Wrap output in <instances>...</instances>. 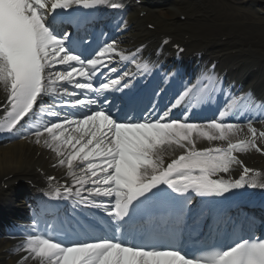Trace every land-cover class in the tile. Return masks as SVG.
I'll use <instances>...</instances> for the list:
<instances>
[{
	"label": "snow or ice",
	"instance_id": "snow-or-ice-1",
	"mask_svg": "<svg viewBox=\"0 0 264 264\" xmlns=\"http://www.w3.org/2000/svg\"><path fill=\"white\" fill-rule=\"evenodd\" d=\"M100 7L123 4L0 0V87L6 93L0 133H28L54 152L53 167L66 168L63 183L47 177L46 196L72 199L74 206L106 216L83 231L61 233V239L38 231L33 219L16 249L25 253L18 264H264V237L251 228L226 231L199 254L186 250L182 228L193 196L264 189V177L238 155L264 154L258 143L264 142V127L255 126L257 119L264 125V112L242 124L239 117L254 105L234 99L218 118H173L196 86L163 107L156 99L160 92L138 90L134 80L149 70L146 61L138 62L143 46L125 52L116 39L97 42L79 34L84 21L76 10ZM121 62L137 71L122 70ZM112 92L120 96L113 99ZM228 116L236 121L226 122ZM234 166L242 168L238 177ZM158 209L164 210L160 223L142 222Z\"/></svg>",
	"mask_w": 264,
	"mask_h": 264
},
{
	"label": "bare ground",
	"instance_id": "bare-ground-1",
	"mask_svg": "<svg viewBox=\"0 0 264 264\" xmlns=\"http://www.w3.org/2000/svg\"><path fill=\"white\" fill-rule=\"evenodd\" d=\"M132 1L135 4L126 16V21L131 24L129 34L151 35L152 31L146 30L143 26L146 21L156 25L157 30L154 35L157 39L162 35L182 41L184 40L182 37L189 33L190 39L193 40L189 47L195 51H202L203 54L207 53V56L216 57L220 71H228L233 66H237L240 68L239 75L248 76L245 89L261 90V87H264V63L260 64L258 60V57H264V18H259L251 9L252 3H259L258 1L146 0L149 2L143 5L144 0H140L139 5L141 6L137 5L136 0ZM162 3L167 6L163 18H159L155 16V10ZM142 12L145 15L141 17ZM181 16L186 17L185 21H181ZM244 52L247 54L242 55ZM256 67L257 70H254ZM209 76L212 78L211 75ZM249 76L255 79L252 81ZM208 79L203 75L198 81L195 75L191 83L193 85L198 81L204 85L209 81ZM255 80L256 82H254ZM197 87L199 88V84ZM224 119L228 121L227 117ZM230 120L235 122L236 116H231ZM255 126L264 127L260 123V119L255 121ZM199 146H207V143L201 142ZM240 156L250 166L261 165L264 167V156L254 150L240 153ZM55 163L54 152L44 147L42 143L37 145L34 138L28 135L22 141L0 146V181L7 173L14 171V167H20L26 171L33 169L35 176H53L56 178V182L63 183L68 179L66 168L53 167ZM240 171H242L241 166H234L232 175L237 176ZM260 176L264 177V173H260ZM18 178L14 177L13 180ZM10 247L5 246L3 242L0 244V264H18L17 261L20 257L10 256L5 251L6 248L10 250ZM29 264L32 262L29 261Z\"/></svg>",
	"mask_w": 264,
	"mask_h": 264
}]
</instances>
